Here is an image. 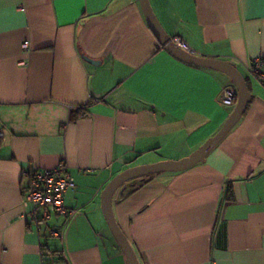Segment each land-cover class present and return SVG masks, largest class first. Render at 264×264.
<instances>
[{
    "label": "crops",
    "instance_id": "crops-1",
    "mask_svg": "<svg viewBox=\"0 0 264 264\" xmlns=\"http://www.w3.org/2000/svg\"><path fill=\"white\" fill-rule=\"evenodd\" d=\"M150 2L194 53L234 61L253 96L205 161L121 187L117 221L141 264H264V85L250 71L264 58V0ZM225 87L237 90L228 74L161 44L140 0H0V264H57L55 247L66 264H128L102 191L214 136L236 106ZM62 160L70 212L37 227L29 172Z\"/></svg>",
    "mask_w": 264,
    "mask_h": 264
},
{
    "label": "water",
    "instance_id": "water-1",
    "mask_svg": "<svg viewBox=\"0 0 264 264\" xmlns=\"http://www.w3.org/2000/svg\"><path fill=\"white\" fill-rule=\"evenodd\" d=\"M140 4L149 26L166 49H168L183 61L194 65L219 70L228 74L236 84L238 101L233 112L230 114L223 127L190 155L179 160H163L155 163L129 167L114 176L106 185V187L102 191L103 213L110 230L112 231L115 239L117 240L127 259L128 264L141 263L136 250L130 242L129 237L117 221L113 207V199L116 192L133 179L148 177L161 172H179L186 170L199 162L205 161L208 154L227 136V134L240 121V119L246 112V109L253 96L252 92L249 89L246 77L238 69L237 64L234 61L206 57L182 49L173 41V37L166 31V29L160 22L151 5L150 0H140Z\"/></svg>",
    "mask_w": 264,
    "mask_h": 264
},
{
    "label": "built area",
    "instance_id": "built-area-1",
    "mask_svg": "<svg viewBox=\"0 0 264 264\" xmlns=\"http://www.w3.org/2000/svg\"><path fill=\"white\" fill-rule=\"evenodd\" d=\"M173 41L182 49L194 53L189 44L181 37H173ZM28 42L24 43L27 48ZM264 58L256 57L250 63V71L258 76L264 85ZM221 100L224 104H236L238 92L236 89L225 87L221 93ZM1 138V133H0ZM29 185L25 195V205L30 207L37 227L42 222L49 220L54 215H67L70 210L65 203V194L69 189L76 187L71 177L69 165L66 160L53 169L34 168L29 172ZM52 236H60L56 230H51Z\"/></svg>",
    "mask_w": 264,
    "mask_h": 264
},
{
    "label": "trees",
    "instance_id": "trees-1",
    "mask_svg": "<svg viewBox=\"0 0 264 264\" xmlns=\"http://www.w3.org/2000/svg\"><path fill=\"white\" fill-rule=\"evenodd\" d=\"M82 112V111H81ZM48 237H54L52 235H47ZM48 244L46 243L43 247V249L47 248ZM49 248V247H48ZM54 256H56L55 262L57 264H66L64 258H63V254H62V250L58 249L57 247H55V251H54Z\"/></svg>",
    "mask_w": 264,
    "mask_h": 264
}]
</instances>
